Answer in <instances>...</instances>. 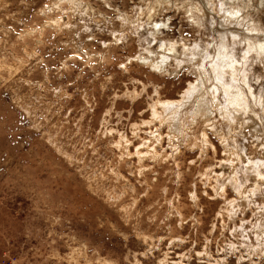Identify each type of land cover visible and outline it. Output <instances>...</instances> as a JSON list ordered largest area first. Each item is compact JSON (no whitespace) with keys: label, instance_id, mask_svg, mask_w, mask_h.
Listing matches in <instances>:
<instances>
[{"label":"rangeland","instance_id":"374dc122","mask_svg":"<svg viewBox=\"0 0 264 264\" xmlns=\"http://www.w3.org/2000/svg\"><path fill=\"white\" fill-rule=\"evenodd\" d=\"M155 2L0 0V264H264V249L249 253L239 230L264 219V58L243 56L227 33L237 80L219 77L228 90L206 81L197 95L208 115L186 113V135L172 139L167 123H144L150 105L181 100L201 62L153 73L137 59ZM260 4L226 6L264 38ZM151 19L164 22L152 47L177 40L214 54L220 35L208 23L166 2ZM235 82L249 104L228 117L220 109Z\"/></svg>","mask_w":264,"mask_h":264},{"label":"bare ground","instance_id":"6f19581e","mask_svg":"<svg viewBox=\"0 0 264 264\" xmlns=\"http://www.w3.org/2000/svg\"><path fill=\"white\" fill-rule=\"evenodd\" d=\"M214 1L215 0H180L179 2H175L174 0H157V2H155V6L152 5L148 9V16L145 19V23L149 25L146 30V34L139 33L140 36L142 35V39L145 40V44H141V49L146 52V56L139 53L137 59L149 66L153 70V73H157L158 71H167L172 64V61H194L195 59H198L201 62L200 66H197V63L195 65L197 69L195 73L198 77L197 83L194 85L189 83V85L191 84V86H188V91L183 94L181 100L160 99L156 100L155 103L150 105L151 118L150 120L144 121V123H152L155 120L158 121L159 126H162V123H167L168 136H171L172 139L180 140L186 135L183 123V118L186 113L190 114L192 118L196 116L208 115V103L203 100V97H201L202 94L201 96L197 95L205 85L206 81H219L218 84H221V87L228 90V86H226L224 83H221L219 77L221 75L224 76L225 74H229L233 76L235 80H237L238 74L236 65L239 64V60L232 54V50L229 46L228 34L231 36V38H239V41L244 43L245 51L243 56H246L249 52H252L253 54L259 56V58H264V38L259 37L260 35H258L259 33H256V28L250 27L246 24L248 15L246 13L244 14L242 10L237 6L230 7L233 4H230V6L227 7L226 5L230 0H218L220 8H217L214 5ZM164 2L173 4L175 7L185 12L188 18H190V20L196 26H204L205 23H208L209 27H214L212 31L215 30L220 35L219 41L215 43V50H213L214 54L209 53L207 49L209 44L203 46L200 44H196L193 47H190L184 42L179 43L177 40H169L168 42L162 41L156 47H152V43L158 38L157 34H162L164 22L160 24L158 21H153L151 17L156 12V5L160 6ZM261 5L264 6V0H261L260 6ZM140 22H143L141 27L144 26V21L142 20ZM151 24H153V26ZM217 25L225 31L222 32V29V31L216 30L217 28L215 27ZM240 28L242 31L237 30ZM207 55L211 60L215 58V60H212L213 63L210 64L212 75L210 71L206 69L207 66L205 67L206 63L204 62V60L206 59ZM151 56H154V58H152ZM247 87L248 89L250 88L249 85H247ZM230 88L232 89V92H229L226 95L227 97H225L229 106L227 107L225 105L220 110L223 114H226V116L233 117L232 109L236 112H239V110L244 109L248 106L249 100L245 89L240 84H233V86H231ZM210 89H212L211 91L214 90L212 92V101L214 103H218L219 100L215 96L219 91L218 85L213 84V87ZM190 96L193 98L192 102H190V107L188 109L184 107V109L183 105ZM255 98L256 97L254 95L253 99ZM258 98L259 100L263 101L262 107L264 115V93H260ZM157 105L160 106L161 111H158L156 107ZM257 129V126L253 127V131H256ZM150 135L152 138H154V140H158L159 133L157 131L151 133ZM148 153V151L145 153L136 151L139 160L142 159V157H145V155H147ZM259 177L260 180H263L261 176ZM219 189H222V187ZM261 190L264 194V186H261ZM241 203L242 202L231 205L230 208L233 214L236 212V210H238L239 204ZM250 228L251 229H239L243 239V242L240 243V245H243L249 253L264 249V219H260L255 225H252ZM252 230L253 232L255 231V240L257 241L256 245H253L249 242L250 237L248 234ZM230 247L233 248L232 244ZM173 263L185 264L182 261ZM211 263L209 262L208 264ZM223 263V259H220L216 260V262L213 264Z\"/></svg>","mask_w":264,"mask_h":264}]
</instances>
